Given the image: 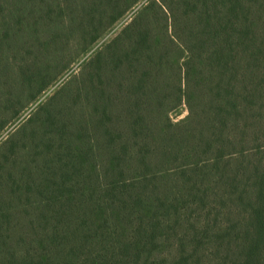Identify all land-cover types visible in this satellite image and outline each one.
<instances>
[{
    "label": "trees",
    "instance_id": "trees-1",
    "mask_svg": "<svg viewBox=\"0 0 264 264\" xmlns=\"http://www.w3.org/2000/svg\"><path fill=\"white\" fill-rule=\"evenodd\" d=\"M139 1L0 0V133ZM0 264H264V0H148L37 105Z\"/></svg>",
    "mask_w": 264,
    "mask_h": 264
},
{
    "label": "rangeland",
    "instance_id": "rangeland-1",
    "mask_svg": "<svg viewBox=\"0 0 264 264\" xmlns=\"http://www.w3.org/2000/svg\"><path fill=\"white\" fill-rule=\"evenodd\" d=\"M148 0H140L136 3L129 11H127L114 25H112L106 33L94 43V45L90 48V50L82 56L76 63L72 64L68 70H65L56 81H54L50 86H48L43 92H41L35 100L31 101L27 108L24 109L20 116L15 120H12L8 125L4 128V130L0 133V142L3 141L7 135L12 132L21 122L25 121L29 114L35 109V107L41 103H43L52 93L65 81L69 78L70 75L76 73L80 64L83 62L85 58H87L90 54H92L98 47L105 41L109 40L113 36H115L133 17L134 12L139 9L143 4H145ZM186 115V111L184 107H181L177 112H175L172 117L176 120L183 118Z\"/></svg>",
    "mask_w": 264,
    "mask_h": 264
}]
</instances>
